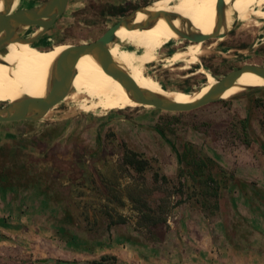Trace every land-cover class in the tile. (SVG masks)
Returning a JSON list of instances; mask_svg holds the SVG:
<instances>
[{"label": "rangeland", "instance_id": "1", "mask_svg": "<svg viewBox=\"0 0 264 264\" xmlns=\"http://www.w3.org/2000/svg\"><path fill=\"white\" fill-rule=\"evenodd\" d=\"M45 1L14 0L11 13ZM153 1L69 0L33 48L49 54L91 43ZM252 20L203 42L209 51L190 69L158 59L145 74L196 95L210 88L205 74L218 81L245 65L264 67V27ZM49 112L38 122L0 123V264L84 263L121 252L149 264H264V87L188 112L84 113L69 100ZM125 152L147 161L142 174L123 163ZM142 205L165 222L137 226Z\"/></svg>", "mask_w": 264, "mask_h": 264}, {"label": "bare ground", "instance_id": "2", "mask_svg": "<svg viewBox=\"0 0 264 264\" xmlns=\"http://www.w3.org/2000/svg\"><path fill=\"white\" fill-rule=\"evenodd\" d=\"M216 3L217 0H156L147 6L146 10L174 13L191 24L192 32L210 35L216 23ZM223 6L220 34L228 32L235 22L245 23L250 16L253 18L251 22L254 26L264 27V0H223ZM2 10L3 3L0 0V12ZM146 18L145 14L137 12L132 24L143 23ZM182 25L179 20L169 25L163 18H159L147 29L129 30L121 26L114 35L117 43L109 45V54L113 64L125 72L141 91L151 93L166 102L189 104L205 95L216 83L212 76L199 70L198 72L205 74L210 88L203 94L199 92L196 95H184L161 87L153 82L152 77L145 74V66L155 63L158 59H162L164 68L182 64L180 69L188 70L197 63L199 56L209 51L203 43L185 45V42L173 30V28L182 30ZM31 35L32 33L26 30L25 38ZM217 40H222V37H218ZM166 43L175 49L170 56H164L162 52L163 45ZM183 46L184 52L179 51V48ZM61 52L63 51L44 54L28 44H10L3 56V61L8 66L0 64V104L15 102L23 97L43 98L46 94L50 68ZM261 86L264 87V79L249 73L238 77L220 95V98L227 99L248 88ZM71 90L72 93L63 101L74 102L76 108L84 113L140 107L90 55L82 56L76 62Z\"/></svg>", "mask_w": 264, "mask_h": 264}, {"label": "water", "instance_id": "3", "mask_svg": "<svg viewBox=\"0 0 264 264\" xmlns=\"http://www.w3.org/2000/svg\"><path fill=\"white\" fill-rule=\"evenodd\" d=\"M3 10L0 12V64L8 66L3 61L5 49L12 43H22L34 46L35 41L56 23L64 13L69 0H46L40 6L29 9H18L11 13L13 0H1ZM223 0L216 3V23L210 35L192 32L191 24L170 12H148L145 8H138L129 16L123 17L108 28L99 38L91 43L69 46L54 60L47 78L46 94L43 98H20L15 102L5 103L0 107V123L13 122H38L55 106L61 103L71 91L72 80L75 76V65L78 59L85 55L92 56L101 69L113 80L117 81L129 94L131 100L140 106L154 107L166 112H188L217 101L220 95L227 90L234 81L243 73L250 72L264 79V67L245 65L223 76L211 86L209 91L193 103H170L161 98L141 91L131 78L116 67L109 54V45L115 43V32L121 27L126 29H147L159 18H163L167 24L179 20L183 29H174V32L186 44L203 43L209 39L224 37L220 34L223 23ZM141 12L147 16L143 23L133 25L135 14ZM235 23H233L232 27ZM231 27V28H232ZM27 28H35L36 32L29 38H22L19 31ZM255 89L248 88L247 90Z\"/></svg>", "mask_w": 264, "mask_h": 264}, {"label": "trees", "instance_id": "4", "mask_svg": "<svg viewBox=\"0 0 264 264\" xmlns=\"http://www.w3.org/2000/svg\"><path fill=\"white\" fill-rule=\"evenodd\" d=\"M171 149L174 150V148L170 145ZM261 149L263 150L262 146ZM264 151V150H263ZM123 163L131 168L135 173L137 174H142L146 168H147V161L143 159L137 158V154L133 152H125L123 154ZM177 164L180 167L181 171H184V157L181 155H177ZM202 164V162H200ZM201 171L194 172V174H199ZM193 174V173H192ZM163 181H166V178H162ZM154 181L157 182V176H154ZM204 184L207 185L206 182H203ZM131 202L134 204V202L131 200ZM135 211L138 213V219H137V226L142 227V228H148V227H155L159 224H162L165 222V218L162 217H157L155 215V211L149 208L146 205L140 206V208H134ZM112 224L115 223H124V220L122 217H120L117 221L111 222ZM65 264H117L118 260L115 256L113 255H102L97 259H93L90 261H86L84 263L80 262H64Z\"/></svg>", "mask_w": 264, "mask_h": 264}, {"label": "crops", "instance_id": "5", "mask_svg": "<svg viewBox=\"0 0 264 264\" xmlns=\"http://www.w3.org/2000/svg\"><path fill=\"white\" fill-rule=\"evenodd\" d=\"M6 136L4 134H0V140L2 142H5L6 140ZM1 145V144H0ZM113 256H115L118 260L117 264H149V263H145L142 261H138L139 259H137V261L134 260V256L131 255L130 253L125 254L123 252H121L119 255L118 254H113Z\"/></svg>", "mask_w": 264, "mask_h": 264}, {"label": "flooded vegetation", "instance_id": "6", "mask_svg": "<svg viewBox=\"0 0 264 264\" xmlns=\"http://www.w3.org/2000/svg\"><path fill=\"white\" fill-rule=\"evenodd\" d=\"M29 29H30V28H27L26 30H29ZM26 30L19 31V35H20L22 38H25V32H26ZM35 32H36V31H35ZM35 32H33L31 36H33V35L35 34ZM45 35H46V33L43 34L41 37H39V38L35 41L34 46L39 45L40 42H41L43 39H45V38H44ZM31 36H29V37H31ZM29 37H28V38H29ZM167 45H168L167 43L164 44V45H163V48H162V52H163V55H164V56H170V55L172 54L170 49H174L173 47L171 48L170 46H167ZM185 45H186V43H185ZM180 49H182L181 52H184V46H183V47H180L179 50H180ZM0 53L3 54L4 51H1Z\"/></svg>", "mask_w": 264, "mask_h": 264}]
</instances>
